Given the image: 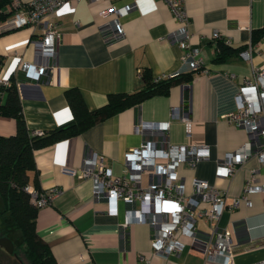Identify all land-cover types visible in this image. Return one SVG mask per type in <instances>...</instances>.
Returning <instances> with one entry per match:
<instances>
[{
  "label": "crops",
  "instance_id": "1",
  "mask_svg": "<svg viewBox=\"0 0 264 264\" xmlns=\"http://www.w3.org/2000/svg\"><path fill=\"white\" fill-rule=\"evenodd\" d=\"M133 2L136 6L120 17L125 35L107 42L103 28L109 25L110 17H103L101 10ZM185 8L190 17L192 45L201 48L208 72L196 70L191 81L173 85L168 94L148 97L75 136L34 152L37 171L30 172L29 185L35 188L37 183L44 191L57 188L49 203L39 207L36 229L58 264H134L140 262L141 256L149 264H204L202 253L181 233L177 237L186 243L181 252L167 257L156 254L151 224L132 222L125 226L128 214L123 201L117 203V214L108 213V201L93 196L92 178L63 170L64 166L80 170L87 156L98 153L104 156L114 175L124 173L125 152L144 140L143 134L136 131V124L171 119L174 106L192 116L194 130L189 139L182 121L173 118L171 142L204 144L211 151L195 168L181 166L187 187L191 186L193 176H199L225 190L228 207L218 224L232 230L234 264L264 261V192L251 193L249 203L242 200L239 207H230L254 171L256 183L264 180V162L252 156L233 175L218 174L226 152L248 140L255 145L264 141L261 134H249L223 118V114L236 108L238 87L253 77L255 67L264 66V34L253 42V32L264 26V0H185ZM55 17L61 32L57 65L39 80L27 76L21 68L23 60H36L37 30L31 26L0 30V53L5 56L0 78L12 77L16 81L26 123L33 131L52 130L73 118L66 96L69 88H78L87 107L94 109L107 103L112 92L143 88L146 72L151 78H158L193 71L182 60L183 51L175 39L179 23L164 0H73ZM215 31L219 37L213 36ZM220 40L232 48L225 60L217 61ZM250 44L253 51L247 60L241 51ZM2 96L4 100L5 92ZM16 127L14 117L0 115V135L14 134ZM144 179L147 184L146 176ZM0 198L4 202L1 193ZM2 216L0 209V228ZM197 227L202 232L211 231L203 218L198 219ZM15 230L11 228L4 234L14 243L19 237ZM0 251L23 264L18 255L1 248Z\"/></svg>",
  "mask_w": 264,
  "mask_h": 264
},
{
  "label": "built area",
  "instance_id": "2",
  "mask_svg": "<svg viewBox=\"0 0 264 264\" xmlns=\"http://www.w3.org/2000/svg\"><path fill=\"white\" fill-rule=\"evenodd\" d=\"M73 0H15L14 12L0 24V30H14L31 26L37 30L34 40L36 60H23L21 68L26 75L39 80L46 71L56 67L58 45L61 32L55 15ZM98 0H89L96 2ZM172 9L179 29L175 39L180 46L182 60L189 70H202L204 56L200 47L191 42L189 29L190 17L185 8V0H164ZM136 6L128 3L123 6L109 5L101 10L103 17H110L109 25L103 28L107 42H112L125 35L120 17ZM219 37L218 31L213 32ZM253 44L241 51V56L251 59ZM182 72L165 74L157 80L172 77ZM11 78H0V86H9ZM1 93V92H0ZM236 108L223 114V118L236 126L244 128L249 134L259 133L264 138V66L254 68L253 77L241 84L235 95ZM173 118H179L184 132L190 139L193 136L194 120L186 115L179 106H174L171 119L139 121L136 131L144 136L143 142L129 148L125 152L126 171L114 175L106 165L102 154L93 153L84 160L80 170L64 166L63 170L80 177H90L94 181L93 196L95 199H106L109 204L108 213L117 214V203L123 201L127 208L128 218L124 225L132 222H146L153 226L152 245L156 254L167 257L181 252L185 242L177 237L178 233L190 239V245L199 250L204 264H234L235 247L230 228H221L219 219L228 207L226 191L218 188L208 179L193 176L188 188L181 174V166L195 168L197 162L211 155L210 148L198 143H174L169 138ZM43 134L44 131H34ZM256 156L260 163L264 162V141L255 145L252 140L246 141L235 150L228 151L220 161L218 174L223 177L233 175L236 169L250 157ZM255 172V171H254ZM247 179L241 195L234 198L231 208L240 206L242 200L249 203L250 194L264 192V180L256 183V174ZM148 183L144 184V178ZM32 201L38 207L48 204L51 195L57 188L38 190L29 184L25 187ZM135 217H132L134 216ZM203 218L210 226L209 233L197 227V221ZM149 264V260L141 256L140 262ZM257 264H264L260 261Z\"/></svg>",
  "mask_w": 264,
  "mask_h": 264
},
{
  "label": "trees",
  "instance_id": "3",
  "mask_svg": "<svg viewBox=\"0 0 264 264\" xmlns=\"http://www.w3.org/2000/svg\"><path fill=\"white\" fill-rule=\"evenodd\" d=\"M14 1L0 0V24L13 14ZM253 33L254 42L264 34V26ZM219 43L221 47L215 55V60L222 61L229 56L232 47L221 40ZM4 62L5 56L0 53V71ZM195 71L182 72L159 80L151 78L146 72V84L143 88L133 92H112L108 95L107 103L94 109L87 107L78 88H69L66 90V96L74 113L73 118L43 134H36L28 127L14 78L11 77L9 86H0V115L12 116L17 123L14 134L0 135V193L4 199L0 234H7L11 228L21 232L15 241V253L20 259L23 256L25 264H58L48 243L37 233L36 219L39 207L33 203L31 193L25 188L30 182V172L37 171L35 150L75 136L148 97L168 94L173 85L191 81ZM35 188L41 190L37 183ZM0 264H4L1 259Z\"/></svg>",
  "mask_w": 264,
  "mask_h": 264
},
{
  "label": "water",
  "instance_id": "4",
  "mask_svg": "<svg viewBox=\"0 0 264 264\" xmlns=\"http://www.w3.org/2000/svg\"><path fill=\"white\" fill-rule=\"evenodd\" d=\"M15 247L16 245L10 237L4 234H0V248L1 249H3L9 254H13L17 256V254L15 253Z\"/></svg>",
  "mask_w": 264,
  "mask_h": 264
},
{
  "label": "rangeland",
  "instance_id": "5",
  "mask_svg": "<svg viewBox=\"0 0 264 264\" xmlns=\"http://www.w3.org/2000/svg\"><path fill=\"white\" fill-rule=\"evenodd\" d=\"M0 209L3 210L4 209V202L2 201V199L0 198ZM15 234L17 235H21V232L19 230H15ZM3 251H0V259L4 262H6L7 264H19V262L15 261L11 256L2 253ZM22 262L23 264H25V259L22 256Z\"/></svg>",
  "mask_w": 264,
  "mask_h": 264
}]
</instances>
